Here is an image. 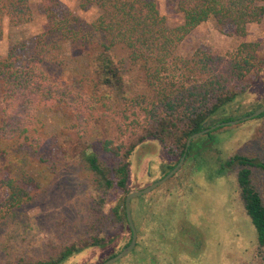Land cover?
Returning <instances> with one entry per match:
<instances>
[{
  "label": "trees",
  "instance_id": "trees-1",
  "mask_svg": "<svg viewBox=\"0 0 264 264\" xmlns=\"http://www.w3.org/2000/svg\"><path fill=\"white\" fill-rule=\"evenodd\" d=\"M42 5L47 17L43 32L31 45L21 41L7 56L0 55L4 102L0 114V225L11 212L31 202L40 188L27 169L32 155L37 154L49 173L74 157L93 174L92 227L97 233L91 236L92 245L105 246L101 236L104 207L113 190H127L129 159L137 146L155 138L170 145L173 156L181 157L190 135L207 128L211 116L246 92L249 77H258L264 68L257 44L249 41L240 42L229 57L200 47L180 55L178 47L210 19L233 24L238 35L246 36L248 23L264 14V0H176L183 19L174 26L161 14L156 0H80L82 8L99 9L92 22L64 8L59 0H42ZM34 15L31 0H0V41L6 19L15 26ZM65 44L85 47L89 57V70L77 75L86 88L81 97L85 124L81 133L74 124L45 138L39 114L60 101V77L70 71ZM117 50L126 51L128 61L140 69L144 91L130 93L124 60ZM86 133H100L105 138H98V145L83 143ZM117 140L120 143L114 144ZM109 153L118 157L116 162L108 160ZM225 162L237 167L238 195L264 259V198L254 182L256 172L264 171V160L236 153ZM224 168L223 164L221 172ZM111 209L114 222L127 220L125 200ZM80 249L76 242L47 260L6 264H60Z\"/></svg>",
  "mask_w": 264,
  "mask_h": 264
},
{
  "label": "rangeland",
  "instance_id": "rangeland-1",
  "mask_svg": "<svg viewBox=\"0 0 264 264\" xmlns=\"http://www.w3.org/2000/svg\"><path fill=\"white\" fill-rule=\"evenodd\" d=\"M59 1L87 22L94 21L99 14L96 6L82 8L80 0ZM156 2L170 25L182 22L176 0ZM31 3L35 15L30 21L10 26L5 20L0 55L7 56L10 48L21 41L31 45L34 37L43 32L47 17L42 0ZM242 41L257 44L258 54L264 59V14L258 21L248 23L244 37L235 32L233 24L215 19L203 22L185 37L177 52L187 55L200 47L229 57ZM85 49L65 44L70 71L60 77V101L39 114L45 138L56 136L74 124L76 131L83 130L81 97L86 88L78 76L90 67ZM117 54L124 60L130 93L144 91L146 83L138 66L128 61L126 51L117 50ZM249 80L247 91L212 115L207 127L242 118L264 104V68L258 77L251 76ZM3 108L0 91V114ZM263 127L264 117L257 116L222 125L196 138L192 152L187 153L173 176L131 200L137 244L112 264H264L257 251L255 228L238 195L237 167H228L225 162L236 153L264 160ZM84 135L82 142L88 144L98 145V138H105L100 133ZM119 143L117 140L114 144ZM169 149L170 145L161 140L148 138L131 154L127 190H113L104 207L106 220L101 236L107 242L105 246L92 245L91 236L97 233V228L92 227L93 174L85 163L69 158L66 164L49 173L37 154L32 155L27 169L40 188L31 202L11 212L0 225V264L47 260L76 242L82 249L60 264H101L120 252L130 243L132 229L128 219L114 222L111 208L126 200L130 192L161 179L178 164L182 156H173ZM110 154L108 160L116 162L118 157ZM254 182L264 198V171L256 172Z\"/></svg>",
  "mask_w": 264,
  "mask_h": 264
},
{
  "label": "water",
  "instance_id": "water-1",
  "mask_svg": "<svg viewBox=\"0 0 264 264\" xmlns=\"http://www.w3.org/2000/svg\"><path fill=\"white\" fill-rule=\"evenodd\" d=\"M262 113H264V104L261 107H259L257 110H255L254 112H252V113H250V114H248L242 118L230 120V121H225V122L219 123L217 125H212L210 127H207L203 130H200V131H197V132H194L193 134H191L190 137L188 138L187 145L185 148V152L182 155V158L180 159V161L178 162V164L176 166H174L164 177L155 181L153 184H151L145 188H142L140 190L132 191L126 196V200H125L126 215H127V219H128L129 224H130V227L132 229L131 241L120 252H118L114 256L108 258L107 260H105L101 264H112V263L116 262L117 260H119L122 257H124L125 255H127L129 252H131L133 250V248L136 246L137 239H138V231H137L136 225H135L134 220H133L131 200L136 196H140V195H143V194H146V193L152 191L153 189H155L159 185L163 184L171 176H173V174L176 173V171L179 169V167L183 163L185 157L187 156L189 147L195 138H198V137H200V136H202V135H204V134H206V133H208V132H210V131H212V130H214V129L222 126V125L236 124V123H239L241 121L257 117V116L261 115Z\"/></svg>",
  "mask_w": 264,
  "mask_h": 264
}]
</instances>
